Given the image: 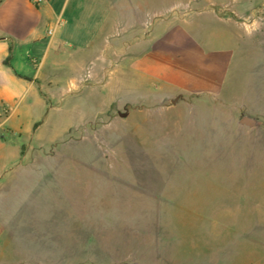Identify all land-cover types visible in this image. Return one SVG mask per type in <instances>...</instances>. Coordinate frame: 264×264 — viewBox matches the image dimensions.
<instances>
[{
  "label": "rangeland",
  "instance_id": "374dc122",
  "mask_svg": "<svg viewBox=\"0 0 264 264\" xmlns=\"http://www.w3.org/2000/svg\"><path fill=\"white\" fill-rule=\"evenodd\" d=\"M158 1L157 38L192 20L214 26L216 49H235L223 92L155 95L70 135L64 102L39 119V145L1 128L0 264H48L45 213L83 192L100 208V229L76 264H264V0ZM82 8L93 25L102 6ZM21 145L28 156L17 160ZM43 149L50 158L31 163Z\"/></svg>",
  "mask_w": 264,
  "mask_h": 264
},
{
  "label": "crops",
  "instance_id": "0c3cea01",
  "mask_svg": "<svg viewBox=\"0 0 264 264\" xmlns=\"http://www.w3.org/2000/svg\"><path fill=\"white\" fill-rule=\"evenodd\" d=\"M88 2L102 6L93 25L82 8ZM146 8L150 10L143 13ZM152 8H159L158 0H0V129L6 126L17 136L31 133L39 145V119H50L64 102L69 122L64 131L70 135L115 114L120 118L123 107L137 111L154 104L155 95L221 94L235 49H216L214 36L207 35L214 26L203 30L192 20L172 25L157 38ZM6 144L0 135V160L8 155ZM14 147L17 160L28 156L24 145ZM51 152H36L31 163L49 159ZM18 168L12 172L19 173ZM85 196L83 192L74 203L63 195L56 209L45 213L43 257L48 264H76L82 246L93 244L101 212L98 205L85 204Z\"/></svg>",
  "mask_w": 264,
  "mask_h": 264
},
{
  "label": "water",
  "instance_id": "95a60500",
  "mask_svg": "<svg viewBox=\"0 0 264 264\" xmlns=\"http://www.w3.org/2000/svg\"><path fill=\"white\" fill-rule=\"evenodd\" d=\"M241 124H247V125H251L252 124V120L248 117H243L240 121Z\"/></svg>",
  "mask_w": 264,
  "mask_h": 264
},
{
  "label": "built area",
  "instance_id": "2783aa9c",
  "mask_svg": "<svg viewBox=\"0 0 264 264\" xmlns=\"http://www.w3.org/2000/svg\"><path fill=\"white\" fill-rule=\"evenodd\" d=\"M37 2H41V1H44V0H36ZM47 33L49 34V35H52V33H53V29H49V30H47Z\"/></svg>",
  "mask_w": 264,
  "mask_h": 264
},
{
  "label": "trees",
  "instance_id": "16d2710c",
  "mask_svg": "<svg viewBox=\"0 0 264 264\" xmlns=\"http://www.w3.org/2000/svg\"><path fill=\"white\" fill-rule=\"evenodd\" d=\"M7 62L5 61V64H6Z\"/></svg>",
  "mask_w": 264,
  "mask_h": 264
}]
</instances>
